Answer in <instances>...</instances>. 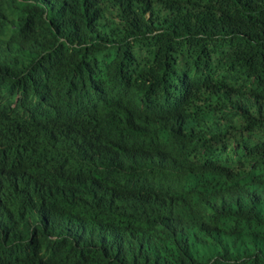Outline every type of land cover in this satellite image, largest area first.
Segmentation results:
<instances>
[{"label": "trees", "instance_id": "trees-1", "mask_svg": "<svg viewBox=\"0 0 264 264\" xmlns=\"http://www.w3.org/2000/svg\"><path fill=\"white\" fill-rule=\"evenodd\" d=\"M0 264H264V0H0Z\"/></svg>", "mask_w": 264, "mask_h": 264}, {"label": "bare ground", "instance_id": "bare-ground-1", "mask_svg": "<svg viewBox=\"0 0 264 264\" xmlns=\"http://www.w3.org/2000/svg\"><path fill=\"white\" fill-rule=\"evenodd\" d=\"M38 118H39V117H38ZM39 119H40V118H39ZM10 188H11V187H10ZM12 188H13V186H12ZM12 188H11V189H12ZM13 189H14V188H13ZM14 190H15V189H14Z\"/></svg>", "mask_w": 264, "mask_h": 264}]
</instances>
